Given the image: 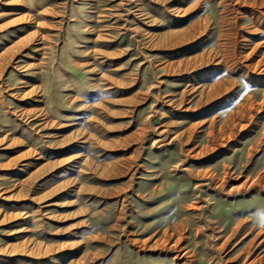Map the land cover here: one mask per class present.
Returning a JSON list of instances; mask_svg holds the SVG:
<instances>
[{
	"label": "rangeland",
	"instance_id": "obj_1",
	"mask_svg": "<svg viewBox=\"0 0 264 264\" xmlns=\"http://www.w3.org/2000/svg\"><path fill=\"white\" fill-rule=\"evenodd\" d=\"M0 264H264V0H0Z\"/></svg>",
	"mask_w": 264,
	"mask_h": 264
}]
</instances>
